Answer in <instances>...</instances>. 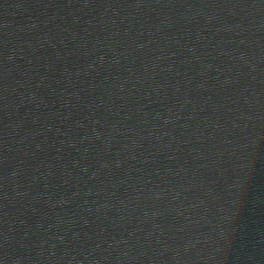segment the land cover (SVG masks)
<instances>
[{"label": "water", "instance_id": "95a60500", "mask_svg": "<svg viewBox=\"0 0 264 264\" xmlns=\"http://www.w3.org/2000/svg\"><path fill=\"white\" fill-rule=\"evenodd\" d=\"M0 264H264V0H0Z\"/></svg>", "mask_w": 264, "mask_h": 264}]
</instances>
